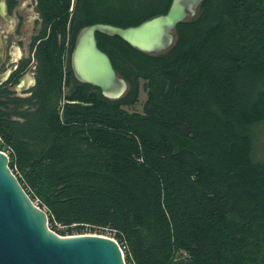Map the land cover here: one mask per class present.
Here are the masks:
<instances>
[{"label": "trees", "instance_id": "16d2710c", "mask_svg": "<svg viewBox=\"0 0 264 264\" xmlns=\"http://www.w3.org/2000/svg\"><path fill=\"white\" fill-rule=\"evenodd\" d=\"M108 1L106 14L95 0H35V83L13 89L28 58L0 84L10 169L51 230L109 231L126 264H178L182 253L181 264H264V163L251 135L264 120V0H202L159 54L97 34L127 83L117 100L74 78L77 32L137 25L171 0ZM140 80L143 112H129Z\"/></svg>", "mask_w": 264, "mask_h": 264}, {"label": "water", "instance_id": "95a60500", "mask_svg": "<svg viewBox=\"0 0 264 264\" xmlns=\"http://www.w3.org/2000/svg\"><path fill=\"white\" fill-rule=\"evenodd\" d=\"M202 0H171L163 14L137 25L118 26L94 23L76 34L70 54L74 78L97 88L110 100L121 98L127 83L120 77L106 52L97 42V34L118 37L146 54H159L175 41L178 24L196 14ZM0 17L13 24L4 0ZM4 45L0 34V66ZM0 264H126L118 242L97 234L59 235L49 228L46 212L26 193L9 167V158L0 152Z\"/></svg>", "mask_w": 264, "mask_h": 264}, {"label": "rangeland", "instance_id": "374dc122", "mask_svg": "<svg viewBox=\"0 0 264 264\" xmlns=\"http://www.w3.org/2000/svg\"><path fill=\"white\" fill-rule=\"evenodd\" d=\"M99 10L108 14L109 11L115 9V6L108 0H95ZM128 6L135 7L137 3L144 4L150 2L156 4V6H147L149 8H155L158 6L160 0H126ZM125 7V6H122ZM139 11H147L146 7L140 8ZM13 24H8L0 19V34L2 36L4 44V64L3 71L11 69L17 61L24 56H29L31 50V40L34 35L37 34L40 26V22L37 20V13L35 10L33 0H16L15 7L11 10V16ZM19 58H17V56ZM65 58V56H64ZM145 81H139L138 100L133 106L124 107L129 112L142 113L143 105L146 100V93L143 89ZM14 89V88H13ZM251 135L253 139V158L255 161L264 163V120L253 127H251ZM100 233V234H99ZM81 234L73 232L71 235ZM82 234H97L113 238V235L109 231H95L93 229H84ZM115 239V238H113ZM186 255L184 253L177 255L175 261L181 264V260H185ZM185 262V261H184ZM185 264V263H184Z\"/></svg>", "mask_w": 264, "mask_h": 264}, {"label": "crops", "instance_id": "0c3cea01", "mask_svg": "<svg viewBox=\"0 0 264 264\" xmlns=\"http://www.w3.org/2000/svg\"><path fill=\"white\" fill-rule=\"evenodd\" d=\"M33 2H34V6L36 7L35 0H33ZM35 10H36V8H35ZM36 13H37V17L39 19L40 15L37 12V10H36ZM39 21H40V19H39ZM36 35H34L33 38ZM33 38H32V40H33ZM3 56H4V54H3ZM16 56H17V58H19L18 55H16ZM28 58L31 61L30 67L25 73H23L21 76H19L17 83L14 85V90L18 94H22L25 90H27L29 87H31L35 83V77H34V72H33V70H34V62H33V58H32V50H30L29 56L22 57L20 59V61H17L14 66H11V69H8V70H5V71L2 70V72L0 74V84L2 82L6 81L9 78V76L12 74V72L15 71L18 68V66H19V64H20V62L22 60H25V59H28Z\"/></svg>", "mask_w": 264, "mask_h": 264}, {"label": "flooded vegetation", "instance_id": "af4514ba", "mask_svg": "<svg viewBox=\"0 0 264 264\" xmlns=\"http://www.w3.org/2000/svg\"><path fill=\"white\" fill-rule=\"evenodd\" d=\"M4 2H5V7H6V11H7V14H8V16L10 17L11 16V10L12 9H10V7H9V5H10V0H4ZM11 18V17H10ZM0 19L1 20H3L1 17H0ZM40 19V18H39ZM39 19H37L38 21H39ZM4 21V20H3ZM5 22V21H4ZM40 25H41V19H40ZM40 27V26H39ZM39 31V30H38ZM38 33V32H37ZM2 37V36H1ZM31 43H32V40H31ZM4 45V44H3ZM3 54H4V52H3ZM4 68H5V64H4V56H3V62H2V64H1V66H0V74H1V72H2V70H4Z\"/></svg>", "mask_w": 264, "mask_h": 264}, {"label": "built area", "instance_id": "2783aa9c", "mask_svg": "<svg viewBox=\"0 0 264 264\" xmlns=\"http://www.w3.org/2000/svg\"><path fill=\"white\" fill-rule=\"evenodd\" d=\"M0 152H2L3 154H5V155H7V153L6 152H4V151H0ZM8 156V155H7ZM36 204V203H35ZM37 205V204H36ZM122 249V248H121ZM123 251V250H122Z\"/></svg>", "mask_w": 264, "mask_h": 264}]
</instances>
